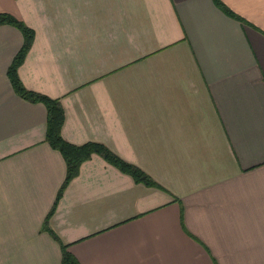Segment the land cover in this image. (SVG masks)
<instances>
[{"label": "crops", "instance_id": "crops-1", "mask_svg": "<svg viewBox=\"0 0 264 264\" xmlns=\"http://www.w3.org/2000/svg\"><path fill=\"white\" fill-rule=\"evenodd\" d=\"M0 0V264H264V0ZM64 186V188H63Z\"/></svg>", "mask_w": 264, "mask_h": 264}, {"label": "trees", "instance_id": "trees-1", "mask_svg": "<svg viewBox=\"0 0 264 264\" xmlns=\"http://www.w3.org/2000/svg\"><path fill=\"white\" fill-rule=\"evenodd\" d=\"M217 4L230 15L234 13L221 1L216 0ZM12 23L18 26L25 35V42L22 49L16 55L10 69L9 76L13 82L16 91L31 101H40L45 103L48 109V128L47 140L51 145L59 149L64 155L67 166L68 174L64 186L77 175L80 165L87 159L91 158L94 153L101 154L108 161L118 166L125 172L132 174L135 179L152 183L151 178L139 167L125 161L123 158L111 151L107 146L98 142H87L84 144H73L67 141L62 135V127L65 121V111L59 99L51 98L39 92L28 90L24 87L18 76V67L24 60L34 39V31L29 28L25 23L18 20L16 17L9 13H0V24ZM63 186V188H64ZM64 264H79L77 259L69 253L64 247Z\"/></svg>", "mask_w": 264, "mask_h": 264}]
</instances>
